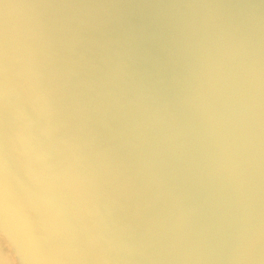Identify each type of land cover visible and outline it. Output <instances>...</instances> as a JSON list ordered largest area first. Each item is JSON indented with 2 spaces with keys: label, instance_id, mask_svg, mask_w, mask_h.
I'll return each instance as SVG.
<instances>
[{
  "label": "clouds",
  "instance_id": "9594fccd",
  "mask_svg": "<svg viewBox=\"0 0 264 264\" xmlns=\"http://www.w3.org/2000/svg\"><path fill=\"white\" fill-rule=\"evenodd\" d=\"M0 264H264V0H0Z\"/></svg>",
  "mask_w": 264,
  "mask_h": 264
}]
</instances>
